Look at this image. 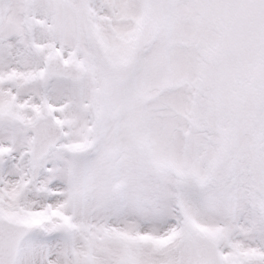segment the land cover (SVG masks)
Returning a JSON list of instances; mask_svg holds the SVG:
<instances>
[{
    "label": "snow or ice",
    "instance_id": "1",
    "mask_svg": "<svg viewBox=\"0 0 264 264\" xmlns=\"http://www.w3.org/2000/svg\"><path fill=\"white\" fill-rule=\"evenodd\" d=\"M0 264H264V0H0Z\"/></svg>",
    "mask_w": 264,
    "mask_h": 264
}]
</instances>
